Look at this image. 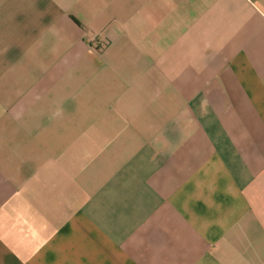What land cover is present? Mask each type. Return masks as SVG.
Returning <instances> with one entry per match:
<instances>
[{
    "label": "crops",
    "instance_id": "crops-1",
    "mask_svg": "<svg viewBox=\"0 0 264 264\" xmlns=\"http://www.w3.org/2000/svg\"><path fill=\"white\" fill-rule=\"evenodd\" d=\"M0 264H264V0H0Z\"/></svg>",
    "mask_w": 264,
    "mask_h": 264
}]
</instances>
